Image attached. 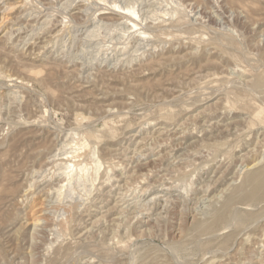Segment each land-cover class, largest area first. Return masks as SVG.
<instances>
[{"label": "rangeland", "instance_id": "obj_1", "mask_svg": "<svg viewBox=\"0 0 264 264\" xmlns=\"http://www.w3.org/2000/svg\"><path fill=\"white\" fill-rule=\"evenodd\" d=\"M0 264H264V0H0Z\"/></svg>", "mask_w": 264, "mask_h": 264}, {"label": "bare ground", "instance_id": "obj_2", "mask_svg": "<svg viewBox=\"0 0 264 264\" xmlns=\"http://www.w3.org/2000/svg\"><path fill=\"white\" fill-rule=\"evenodd\" d=\"M129 11H130V10H129ZM133 13H134V12H133ZM135 26H136V24H135ZM183 134H184V133H183ZM82 165H83V164H82ZM71 167H72V166H71ZM80 167H81V166H80ZM67 168H70V165H68ZM77 169H78V168H77ZM79 169H80L79 171H82V170H81L82 168H79ZM62 171H63V170H62ZM65 171H66V170H65ZM72 171H73V170H72ZM70 172H71V171H70ZM68 173H69V172H68ZM68 173H67V174H68ZM72 175H73V174H72ZM51 190H52V189H51ZM52 226H53V225H52ZM54 226H55V225H54ZM258 255H259V254H258Z\"/></svg>", "mask_w": 264, "mask_h": 264}]
</instances>
